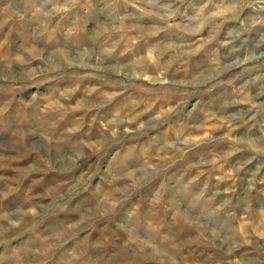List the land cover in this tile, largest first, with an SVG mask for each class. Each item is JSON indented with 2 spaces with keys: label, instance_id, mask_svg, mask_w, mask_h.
<instances>
[{
  "label": "clouds",
  "instance_id": "obj_1",
  "mask_svg": "<svg viewBox=\"0 0 264 264\" xmlns=\"http://www.w3.org/2000/svg\"><path fill=\"white\" fill-rule=\"evenodd\" d=\"M0 264H264V0H0Z\"/></svg>",
  "mask_w": 264,
  "mask_h": 264
}]
</instances>
